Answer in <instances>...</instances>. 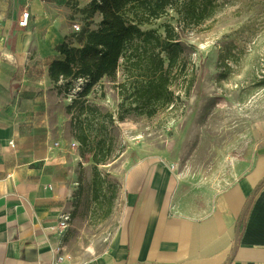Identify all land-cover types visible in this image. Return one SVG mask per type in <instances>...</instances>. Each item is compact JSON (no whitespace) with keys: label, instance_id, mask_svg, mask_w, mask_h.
I'll return each instance as SVG.
<instances>
[{"label":"crops","instance_id":"crops-1","mask_svg":"<svg viewBox=\"0 0 264 264\" xmlns=\"http://www.w3.org/2000/svg\"><path fill=\"white\" fill-rule=\"evenodd\" d=\"M22 4L31 14L34 59L44 72L32 83L22 64L0 88V264H51L60 240L53 226L77 196L78 160L60 139L69 122L65 111L51 122L47 109L27 117L20 104L27 89L47 101V66L68 37L70 19L48 0ZM260 130L252 161L213 195L180 183L163 160H136L126 172L112 239L100 254L71 264H264V125Z\"/></svg>","mask_w":264,"mask_h":264},{"label":"rangeland","instance_id":"rangeland-1","mask_svg":"<svg viewBox=\"0 0 264 264\" xmlns=\"http://www.w3.org/2000/svg\"><path fill=\"white\" fill-rule=\"evenodd\" d=\"M49 6L67 21L68 40L77 43L71 20L81 28H96L97 13L90 19L78 11L86 0H48ZM23 0H0V88L23 64L30 70L29 79L43 78L44 69L35 62V51L28 40V27L17 20L25 5ZM177 14L166 15L141 25L164 33L163 24H176ZM186 46L188 76L193 84L188 91L175 86L179 98L151 118L130 114L111 129L112 145L117 156L98 165L106 177L102 202L92 199L91 181L94 163L90 154L81 156L69 146L67 126L60 139L76 164L78 186L71 222L61 240L70 262H82L103 252L121 221L125 177L129 167L144 157L165 161L183 185L213 195L247 166L257 152L261 126L264 125V0H218L214 15L204 23L187 28L181 34ZM33 59L32 61L29 60ZM34 63V64H33ZM121 79V71L117 72ZM75 81L67 93H57L51 83L47 101L41 103L39 91L25 90L20 104L28 117L39 116L45 109L51 122L63 112L81 89ZM102 91V92H101ZM103 112L117 115L116 89L103 80L86 96ZM69 118V116H68ZM115 194L110 213H106Z\"/></svg>","mask_w":264,"mask_h":264},{"label":"trees","instance_id":"trees-1","mask_svg":"<svg viewBox=\"0 0 264 264\" xmlns=\"http://www.w3.org/2000/svg\"><path fill=\"white\" fill-rule=\"evenodd\" d=\"M218 0H89L79 13L90 20L96 13L101 19L96 28L80 27L77 43H58V57L47 66L48 77L57 93H67L75 81L81 89L65 106L69 116L70 136L78 143L79 154H90L94 163L91 181L92 199L101 203L106 177L98 165L106 164L117 154L110 131L128 115L151 118L179 98L175 86L185 92L193 84L188 76L186 46L181 41L185 29L211 18ZM176 12V24H163L164 33L142 29L168 13ZM121 71V79L117 72ZM103 80L110 81L120 101L117 115L103 112L86 96ZM102 92V91H101ZM110 198L106 213H110Z\"/></svg>","mask_w":264,"mask_h":264},{"label":"built area","instance_id":"built-area-1","mask_svg":"<svg viewBox=\"0 0 264 264\" xmlns=\"http://www.w3.org/2000/svg\"><path fill=\"white\" fill-rule=\"evenodd\" d=\"M30 18H31L30 11L28 10L27 7H25L19 16L17 23L20 27H27L28 23H29L28 21ZM70 27H71V31L73 33H77L80 30L79 23L74 21V20H71ZM9 144L12 147L14 146L12 141H10ZM69 146L73 149H76L78 147V143L75 140H73L69 143ZM74 185H75V187H77L78 182L77 181L74 182ZM70 222H71V212L69 210H67V211L62 212L59 215V218H58L56 225L53 226V230L60 237V240H59V243L53 249L55 256H54L51 264H71L70 258L67 255V253L65 252V247H64L62 240H61L64 233L67 231V229L70 225Z\"/></svg>","mask_w":264,"mask_h":264},{"label":"bare ground","instance_id":"bare-ground-1","mask_svg":"<svg viewBox=\"0 0 264 264\" xmlns=\"http://www.w3.org/2000/svg\"><path fill=\"white\" fill-rule=\"evenodd\" d=\"M75 159H76V160H79L80 158H79L78 156H75V157H74V160H75ZM178 178H179V181H180V183H181V182H182V177L179 176Z\"/></svg>","mask_w":264,"mask_h":264},{"label":"water","instance_id":"water-1","mask_svg":"<svg viewBox=\"0 0 264 264\" xmlns=\"http://www.w3.org/2000/svg\"><path fill=\"white\" fill-rule=\"evenodd\" d=\"M245 208H246V206H245Z\"/></svg>","mask_w":264,"mask_h":264}]
</instances>
